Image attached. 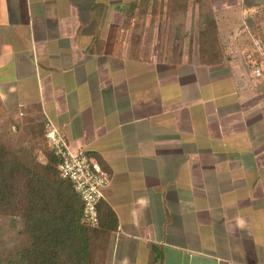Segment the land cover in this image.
Wrapping results in <instances>:
<instances>
[{
	"label": "crops",
	"instance_id": "crops-1",
	"mask_svg": "<svg viewBox=\"0 0 264 264\" xmlns=\"http://www.w3.org/2000/svg\"><path fill=\"white\" fill-rule=\"evenodd\" d=\"M139 1L0 0V97L109 172L106 264H264V83L248 82L264 0H173L198 34L213 13L215 62L191 44L158 51L139 20L171 0Z\"/></svg>",
	"mask_w": 264,
	"mask_h": 264
},
{
	"label": "trees",
	"instance_id": "trees-1",
	"mask_svg": "<svg viewBox=\"0 0 264 264\" xmlns=\"http://www.w3.org/2000/svg\"><path fill=\"white\" fill-rule=\"evenodd\" d=\"M173 2L172 14L177 8ZM203 11L200 52L215 62L223 57L217 22L213 13ZM45 156L41 162L32 146L15 148L11 138H0V264H98L118 229V217L102 200L99 224L86 225L83 201L72 182L61 177L60 159L50 147Z\"/></svg>",
	"mask_w": 264,
	"mask_h": 264
},
{
	"label": "rangeland",
	"instance_id": "rangeland-1",
	"mask_svg": "<svg viewBox=\"0 0 264 264\" xmlns=\"http://www.w3.org/2000/svg\"><path fill=\"white\" fill-rule=\"evenodd\" d=\"M161 1V0H160ZM152 4V3H151ZM173 5L177 7L176 10H183L179 7L178 3ZM137 12L143 11L141 7L137 6ZM157 14L155 19H146L147 17H141L140 22H146L148 30L155 31L154 42L160 50V44L162 48L168 47L166 45L177 44L179 42L182 50L187 51L191 44L196 51L198 50V43L200 34H198L199 24L196 19H190L174 16L171 13L170 3L168 6L167 17H163L160 6H156ZM177 11V13H179ZM180 14V13H179ZM176 29L178 31L176 32ZM156 35V36H155ZM243 42V41H241ZM187 53V52H186ZM44 129H43V128ZM43 132V134H42ZM0 138H11L15 148L20 145L25 147H33V154L38 156L41 162H46L45 151L49 149L46 140V127L44 126L43 118L37 107H18L12 104L10 101H3L0 97ZM109 244L107 245L106 252H101L98 260V264H106L108 261Z\"/></svg>",
	"mask_w": 264,
	"mask_h": 264
},
{
	"label": "built area",
	"instance_id": "built-area-1",
	"mask_svg": "<svg viewBox=\"0 0 264 264\" xmlns=\"http://www.w3.org/2000/svg\"><path fill=\"white\" fill-rule=\"evenodd\" d=\"M252 51L248 55L251 64L249 85L256 88L264 83V39L249 31ZM46 138L50 149L60 159L59 172L62 178L72 182L84 204L83 222L88 226L99 224V203L105 197L110 174L99 159L85 148L72 149L65 134L48 122Z\"/></svg>",
	"mask_w": 264,
	"mask_h": 264
}]
</instances>
